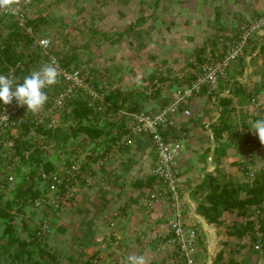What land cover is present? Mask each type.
Returning a JSON list of instances; mask_svg holds the SVG:
<instances>
[{"label": "crops", "instance_id": "crops-1", "mask_svg": "<svg viewBox=\"0 0 264 264\" xmlns=\"http://www.w3.org/2000/svg\"><path fill=\"white\" fill-rule=\"evenodd\" d=\"M123 1H126L124 6L128 9L131 0ZM141 2L143 4L144 0ZM263 9L264 0H150L146 9H140L144 15H150L141 17L143 26L137 28L138 32H142L141 36L134 34L135 23L128 22L132 9L126 12L123 8L119 9L116 14L118 20H114L125 28L121 26L111 29L114 30V33H110L113 36L109 44L112 56L108 57L107 47L103 43L97 45L96 38L94 61L89 59L91 53L89 58L86 54L81 60L77 58V62L78 65L88 63L90 66L94 62L96 69L105 63L104 72H107L105 74L108 79L106 85L110 93L128 95L125 104L129 108L126 111L158 110L172 100L179 86L194 77L199 65L205 60L208 48L215 58H220L223 54L220 38L229 31H236L243 18L260 14ZM134 40L140 51L149 48L155 51L154 55L158 54L155 58L151 52L148 53V60L142 62L147 67L140 65L141 73L138 76L131 71L132 57L142 59L141 54L135 52ZM166 49L170 50L172 57H167ZM154 59H159L164 65L153 69ZM99 74L97 82H103L99 78L103 76ZM150 79H154V85ZM225 96L232 97L241 107L245 106L246 100L254 103L257 97L261 98L260 104L264 103V30L250 40L245 55L233 62L228 76L220 80L212 93L203 92L191 99L190 116L179 110L174 116L175 125L169 124L162 129L165 136L178 137L181 133L185 134L184 149L179 157L180 192L186 200L188 222L198 230L197 257L204 260L202 264L233 263L230 262L233 256L226 260L228 254L242 251L246 247L243 238L228 234V216L234 213L223 212L222 223L218 225L209 222L197 211L198 204L209 191L207 185L200 184L208 173L235 180L243 170L246 155L244 149H248L243 146L245 140L216 138L214 135V126L222 110L220 100ZM234 100L232 106L236 112L239 107L234 104ZM261 108H264L263 104ZM191 130L196 133L190 135ZM125 132L121 131L122 136ZM108 140L107 137L102 138L95 146L89 140L77 141L76 151H73L70 159L77 158L85 166L84 171L88 169L90 161L105 156L107 152L113 153L105 166L92 168V172L98 173L95 184L87 185L79 177L85 184L77 188L74 199L64 203L60 217L51 213L52 218L48 212L36 208L32 210L36 215L40 213L54 219L52 235L49 236L52 241L58 240L60 235L75 234V228L72 231L75 225L81 228L76 233L80 232L82 236L75 239L79 246L84 247L87 241L103 240L102 245L95 242L96 246L92 245L90 258L101 256L96 264L99 261L107 264L112 259V264H125L129 255H143L147 264H168L175 255V248L167 245L172 235L169 219L173 212L168 204L159 200L151 201L150 194L155 184L151 175L156 158L155 148L147 136L136 137L130 144L119 146L115 145L117 140L107 143ZM255 140L258 145V135ZM61 159L54 158V167L65 164V159ZM252 169L249 166V171ZM42 215L40 218L44 217ZM220 251H223L222 258H218ZM85 252L82 248L74 254L80 259Z\"/></svg>", "mask_w": 264, "mask_h": 264}, {"label": "built area", "instance_id": "built-area-1", "mask_svg": "<svg viewBox=\"0 0 264 264\" xmlns=\"http://www.w3.org/2000/svg\"><path fill=\"white\" fill-rule=\"evenodd\" d=\"M36 0H23L14 14L6 13L16 21L18 26L33 38L32 47L36 50L39 60L36 66L31 70H38L43 64L51 63L53 60L60 70L58 77L59 83L57 89L51 96L50 114L42 108L38 113L27 111V107H18L15 100L12 104L4 105L0 101V191L7 194L15 189L17 170L20 166V156L15 150V138L22 131L23 125L28 117L35 120V126L45 123L49 115L53 119L51 125L59 123V113L70 109V102L79 94L87 96L88 101L97 110H103L105 107V97L110 94L108 86L104 82H97V73L102 71L90 66L88 63L76 65H66L69 59L67 50H56L54 43L47 35L40 33L37 28L30 24V15L32 4ZM264 30V9L260 14L246 16L239 21L236 31H229L220 38L223 54L220 58L212 55L208 48L205 54V60L199 65V70L195 72L194 77L186 84L179 86L172 100L164 107L158 110H141L129 112L120 110L119 115H126L128 118L127 132L116 141L115 145L130 144L133 139L140 136L150 138L155 148L156 158L151 168V175L155 176L156 182L151 191V201L159 200L169 205L173 216L169 219V227L172 231L171 237L167 241L168 247H174L175 255L172 264H201L197 257L198 250V230L188 222L186 200L180 192L181 169L179 157L184 149L185 134L176 136H165L162 133L163 127L169 124L175 125L174 116L179 111L190 116L192 114L189 108L191 99L206 92L212 93L219 85L220 80L228 76V71L233 62L240 56H244L250 40ZM20 65V62L19 64ZM30 72V73H31ZM29 73V74H30ZM102 79L107 80L103 72ZM10 78L18 82L21 80L16 77L14 70L9 73ZM46 88V90H50ZM230 93V91H229ZM56 112V114H55ZM55 114V115H54ZM27 138L36 140L37 131L34 125L31 126ZM251 145V144H248ZM113 152H107L103 157L90 161L86 171L82 168V163L72 158L70 164H63L61 167L47 171L40 168V179L42 186L47 189L41 196L34 201V208L44 210L59 217L61 204L71 200L78 191L73 179L82 177L87 185H93L95 182L92 177V168H100L108 163L109 157ZM26 157L30 150L25 151ZM251 174H254L251 172ZM104 184V183H103ZM66 185V188H63ZM43 188V187H42ZM264 212L261 208L255 207L246 215L242 222L253 221L255 236L254 249L260 253L263 252L262 238L264 230L261 228V218ZM38 235L46 239L52 230V220L45 216L38 222ZM212 264V262H210Z\"/></svg>", "mask_w": 264, "mask_h": 264}, {"label": "trees", "instance_id": "trees-1", "mask_svg": "<svg viewBox=\"0 0 264 264\" xmlns=\"http://www.w3.org/2000/svg\"><path fill=\"white\" fill-rule=\"evenodd\" d=\"M7 16L11 19L8 26L3 24ZM37 18H41V15L35 20ZM3 27L7 29V32L2 30ZM32 42L33 38L18 26L11 15L0 13V74L9 76L11 69H13L16 77L22 82L23 78L29 75L40 59V55L35 51V53L31 52ZM201 51L202 49L199 53ZM201 58L202 56L199 54V59ZM76 59L77 56L69 52L66 65L74 63L77 65ZM19 62L20 65H18ZM150 83L154 85V79H150ZM56 89L57 86L55 85L50 90L45 91L48 95L46 105L50 104L51 106V96ZM127 100L128 95L111 92L105 97L104 109L99 111L89 103L87 96L79 94L70 102L69 110L65 109L59 113L57 125L49 126L53 119L52 115L48 116L45 123L36 126L35 120L28 117L22 131L15 138L14 145L16 153L20 156V166L17 170V175L20 177L19 184L10 192L12 196L7 198H4V193L0 191V229L2 228L0 233V264H65L47 242L49 236L42 239L37 233L38 226L29 229L25 221L22 224L27 234L26 236L20 235L16 219L26 207H34L35 199L47 189L46 186H42L40 168L47 171L54 169V158L58 159L59 157L61 159L60 154L64 158L63 152H67L65 163L70 164V155L76 151L77 141L81 139L89 140L94 145L105 137L109 139L107 143L118 141L121 138V131H127L128 128L126 126L127 116L119 115V113L120 110H128L129 106L125 104ZM232 103V97L221 98L222 110L218 123L214 126V135L216 138L244 139V146L248 143L252 144L256 134L251 131V126L255 121L263 118L261 115H256L251 116L250 121L237 119ZM48 109L49 107L45 110ZM47 112L51 113L49 110ZM32 125L37 131L36 140L27 138ZM46 142H52L55 147L60 148L58 153L48 154ZM26 150H30L28 157L25 154ZM85 165L87 164L85 163ZM84 167L83 165L82 168ZM152 179L155 183V176H152ZM200 184L202 186L207 185L209 191L203 197V201L198 204L197 211L209 222L218 225L222 223L223 212L234 213L236 219L232 220L230 227L227 226L228 234L239 239L249 236L254 244L257 240L254 223L253 221L243 223L242 219L255 207L261 208L264 212V167L254 173L253 179L250 181L238 182L232 178L219 177L211 172ZM64 187L66 188V185H63ZM261 228L264 230V217L261 218ZM3 239L7 241H5V245L1 246ZM262 243L264 248V237ZM222 257L223 251H220L218 258ZM90 261L87 260L82 264H91ZM233 261L234 259L231 258L230 262ZM234 264H238L237 261Z\"/></svg>", "mask_w": 264, "mask_h": 264}, {"label": "rangeland", "instance_id": "rangeland-1", "mask_svg": "<svg viewBox=\"0 0 264 264\" xmlns=\"http://www.w3.org/2000/svg\"><path fill=\"white\" fill-rule=\"evenodd\" d=\"M141 1L142 0H131L130 5L128 6L129 10L132 9L131 10L132 14L130 17H128V22L135 23L136 28L134 29L135 31L134 34L136 35L140 34V36L142 35V32H138L137 28H141L143 26V24L141 23L142 22L141 17L150 16L149 14L144 15L143 12L140 10L142 7L146 9L148 7L150 0H144L143 4ZM125 3L126 1H123V0L122 1L121 0H36L31 6L32 10H31V15H30V24L33 25V27L35 28L37 27V30L40 33L49 36L52 42L54 43L53 47L56 48V50L58 51L67 50L70 53H74L78 59L80 58L79 60L83 59V57H85L86 55L89 58V55L92 53L89 59H92L94 61L96 56L93 55V52H95L94 49H95V44H96L95 42L96 38L98 41L97 45H100L101 43H103L104 44L103 46L105 48L107 47L108 57L112 56L111 55L112 48L110 47L109 44L111 43L110 39L113 35H110V33H114V30L113 31L111 30L112 28L118 29V28H121V26L122 28H125V26L117 24L119 23V21L115 22L114 20V18L118 20V17L116 14L119 9L121 10L123 8V11L125 12L128 11L126 6H124ZM134 11H135V14H134ZM38 14H41V18L35 20L36 17H38ZM10 20H11L10 17L7 16L3 24L8 26ZM2 30L4 32H7V29L5 27H3ZM133 44H134L135 52L140 53L141 54L140 58H142V59H137V57L134 56L131 59V63H132L131 71L134 72V74L138 76L141 73L140 65L143 68L147 67V64L144 65L142 64V62H145L146 59L148 60L149 58L148 53L151 52V54L154 55L153 52L155 51L149 48H146L145 51H142V50L140 51L139 47L137 48V46L135 45L136 44L135 40L133 41ZM161 47L162 46L159 45L160 49ZM34 51L36 52V50L33 47H31V52L35 53ZM165 51H166L165 54L167 55V57H172L169 49H166ZM154 56L156 58L158 54ZM153 61H155L154 62L155 64L152 66L153 69L157 68L158 66L161 67L164 65V63L159 61V59H154ZM93 63L91 64L92 67L96 66L95 63L94 65ZM148 64L150 63L148 62ZM104 65L105 63L103 64V67L97 66V69L102 71V73L105 70ZM106 69L108 68L106 67ZM195 70L196 68L194 69V71ZM104 73H107V72H104ZM191 75H193V72L191 73ZM99 78H102V77L100 76ZM107 81L108 79L106 81L103 80L105 85L108 83ZM260 99L259 97H257L254 103L252 100H249V101L246 100L244 107H241L240 104H238V102L233 99L234 104L236 103L237 106L239 107L238 108L236 106L238 108V111L234 112V114L236 115V118L241 119V120L247 119L248 121H250L251 116L261 115L262 118L264 119V108H261V105L262 104L264 105V103L260 104L259 102ZM47 107H50V104L49 105L45 104L43 108L47 109ZM57 115H58L57 117L60 116V114H57ZM195 133L196 132L194 130H191L190 135H193ZM255 142H257V140H255L252 144L250 143L251 145H246L248 149H244V153L246 152V155H245V159L243 162L244 165L242 166L243 170L239 176H236L235 180H238L241 182L250 181L251 179H253V175H254V174H251V172L256 173L262 167H264V145L261 146L260 142H258V145H257ZM46 146H47L48 154H52L53 152L58 153L60 149V148L55 147V144L52 142H46ZM66 154L67 152L65 153L63 152L64 159H65V156H67ZM60 157L63 158L62 154H60ZM240 164H242V162H240ZM249 166H252V168L255 170L252 169L249 171ZM96 168L98 169V167ZM97 175L98 173H94V172L92 173L93 181H97V178H98ZM73 180L77 188L80 185L85 184V182L80 181L79 178L73 179ZM19 181H20V177L17 175L15 187L19 184ZM9 196H12V194L8 193L7 197ZM74 198L75 196H73L71 199H74ZM33 208L34 207H30V206L26 207L24 211L21 214H19V216L16 219V223L18 224V227H19L18 232L22 236H26L27 234V231L22 224L23 221H25L28 224L29 229H31L37 226L38 222L41 220L40 217L42 214L38 213L36 215L32 210ZM63 208H64V205L61 204V207L59 208L61 214L59 215V217L62 215ZM49 215L51 216V211ZM51 217L53 218V216ZM228 219H230L229 221L230 223L227 224L226 226L230 227L232 225L231 224L232 220L236 219V216L230 215L228 216ZM53 220L54 219H52V221ZM72 228L71 229L73 232H74V228L76 231L78 229H81V228H77L76 225L72 226ZM1 231H2V228L0 229V233ZM76 231L74 232L75 234L72 233L69 236L60 235L59 236L60 238H58V240L56 241L55 240L52 241L50 237V239L47 242L55 250V252L58 253V256L60 257L61 261L65 264L67 263L79 264L81 261H83L84 263V260H89V261L91 260L90 263L96 264V261L98 259H101V256L96 255L90 258L92 250H93L92 245H95L93 242L99 243L100 245H102L104 244L102 243L103 240L102 241L100 240L98 242L92 241V240L87 241L88 243L86 242L85 243L86 245H84V247L83 246L81 247L78 245V243L76 244L75 239L79 238L82 235L80 232L76 233ZM51 233H52V230L50 232V235H52ZM5 241L7 240L6 239L2 240L1 246L6 244ZM242 241L243 243H245L246 247L243 248L242 251L233 252L232 254H228L226 260L228 259V257H231V256L234 257L233 263H229V264H234V262L236 261L238 264H264V251L262 253L258 251L256 252L254 250L253 241L249 236H245ZM108 242L109 241H107L106 243L109 244ZM82 248L84 249V252L85 251L86 252L84 253V255L83 254L81 255L80 259L79 258L77 259L74 253H79L80 250H82ZM87 254H88V257L86 256ZM199 260L201 264L204 262V260L202 261L201 258ZM112 262H113V259L110 260L107 264H112ZM97 264H102V263L99 261L97 262ZM168 264H172V262Z\"/></svg>", "mask_w": 264, "mask_h": 264}, {"label": "clouds", "instance_id": "clouds-1", "mask_svg": "<svg viewBox=\"0 0 264 264\" xmlns=\"http://www.w3.org/2000/svg\"><path fill=\"white\" fill-rule=\"evenodd\" d=\"M22 2L23 0H0V13L14 14ZM59 76L60 70L54 60L32 71L22 82L0 74V101L4 105H10L15 100L18 107L26 106L28 112L38 113L48 101L44 90L58 84ZM251 131L258 135L259 142L264 145V119L255 121ZM125 264H147V260L143 255H129Z\"/></svg>", "mask_w": 264, "mask_h": 264}, {"label": "bare ground", "instance_id": "bare-ground-1", "mask_svg": "<svg viewBox=\"0 0 264 264\" xmlns=\"http://www.w3.org/2000/svg\"><path fill=\"white\" fill-rule=\"evenodd\" d=\"M39 210V209H38ZM44 211V210H43Z\"/></svg>", "mask_w": 264, "mask_h": 264}]
</instances>
